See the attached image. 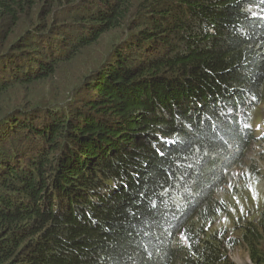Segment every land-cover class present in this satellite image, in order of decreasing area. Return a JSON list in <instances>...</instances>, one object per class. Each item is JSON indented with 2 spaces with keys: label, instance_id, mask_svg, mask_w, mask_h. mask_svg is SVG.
<instances>
[{
  "label": "trees",
  "instance_id": "1",
  "mask_svg": "<svg viewBox=\"0 0 264 264\" xmlns=\"http://www.w3.org/2000/svg\"><path fill=\"white\" fill-rule=\"evenodd\" d=\"M124 28L78 105H25ZM263 104L264 0H0V264H235L208 223Z\"/></svg>",
  "mask_w": 264,
  "mask_h": 264
},
{
  "label": "rangeland",
  "instance_id": "2",
  "mask_svg": "<svg viewBox=\"0 0 264 264\" xmlns=\"http://www.w3.org/2000/svg\"><path fill=\"white\" fill-rule=\"evenodd\" d=\"M128 34L127 28L109 32L97 44L84 49L75 59L62 63L56 72L57 75L33 86V99L25 105L29 107H35L37 103L53 107L78 105L80 99L86 95L84 90L86 76L91 69H96L109 58L112 43ZM18 95L21 97L24 94L22 92ZM11 104L15 105L18 102L13 100ZM256 147L253 144L248 146L245 156L238 162L232 175L225 178V184L220 186L217 193L225 199V209L208 223L209 232H224L228 235L227 239L231 237L238 239L239 242L228 249L229 258L235 264H252L242 240H239L238 234L242 224L253 221L255 225H259L261 220V226H264V161L257 160L259 166H255ZM260 211L263 212L262 219Z\"/></svg>",
  "mask_w": 264,
  "mask_h": 264
},
{
  "label": "clouds",
  "instance_id": "3",
  "mask_svg": "<svg viewBox=\"0 0 264 264\" xmlns=\"http://www.w3.org/2000/svg\"><path fill=\"white\" fill-rule=\"evenodd\" d=\"M257 126V125H256Z\"/></svg>",
  "mask_w": 264,
  "mask_h": 264
}]
</instances>
